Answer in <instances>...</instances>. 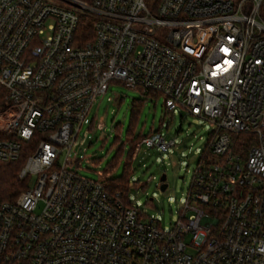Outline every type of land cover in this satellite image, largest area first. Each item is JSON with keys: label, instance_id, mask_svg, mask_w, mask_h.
I'll use <instances>...</instances> for the list:
<instances>
[{"label": "built area", "instance_id": "built-area-1", "mask_svg": "<svg viewBox=\"0 0 264 264\" xmlns=\"http://www.w3.org/2000/svg\"><path fill=\"white\" fill-rule=\"evenodd\" d=\"M111 83L213 126L172 229L69 158ZM0 86V264H264V0H0Z\"/></svg>", "mask_w": 264, "mask_h": 264}, {"label": "rangeland", "instance_id": "rangeland-1", "mask_svg": "<svg viewBox=\"0 0 264 264\" xmlns=\"http://www.w3.org/2000/svg\"><path fill=\"white\" fill-rule=\"evenodd\" d=\"M134 100H142V107L136 121L132 122ZM212 130L210 123L179 109L167 113L161 96L155 100L140 90L111 83L107 94L94 103L88 123L81 129V136L88 134V140H79L69 158L78 161L74 168L82 176L98 182H104L101 172L115 157L119 163L115 176L123 175L127 163L130 202L147 216L156 218L163 229L169 230L179 220L198 160ZM154 132L160 133L167 143L173 142L174 146L168 152L145 145L137 150L141 141L138 137ZM162 174L167 176L166 191L160 189Z\"/></svg>", "mask_w": 264, "mask_h": 264}, {"label": "trees", "instance_id": "trees-1", "mask_svg": "<svg viewBox=\"0 0 264 264\" xmlns=\"http://www.w3.org/2000/svg\"><path fill=\"white\" fill-rule=\"evenodd\" d=\"M87 1V0H86ZM80 30L84 33V36H90L92 34L91 19L85 15H80ZM87 36H86V34ZM148 98L157 100L160 95L149 93L146 95ZM7 107L6 92L0 86V112L4 111ZM142 107V100H134L132 102V122L137 118L140 108ZM3 135L0 132V138ZM145 136H139L140 141ZM28 156L27 151L23 152L21 157L13 162L0 161V200L6 202H13L19 196V194L28 187V179L20 177V172L25 164ZM96 162V160H94ZM117 157L114 158L107 166V169L102 171L104 176V185L106 189L111 193L122 192L126 197L129 190V176H128V164L126 163L124 173L120 176H115V171L118 167Z\"/></svg>", "mask_w": 264, "mask_h": 264}, {"label": "water", "instance_id": "water-1", "mask_svg": "<svg viewBox=\"0 0 264 264\" xmlns=\"http://www.w3.org/2000/svg\"><path fill=\"white\" fill-rule=\"evenodd\" d=\"M160 182H161V185H160V189L161 191H166L167 188H168V184H167V176L166 174H162L161 177H160Z\"/></svg>", "mask_w": 264, "mask_h": 264}]
</instances>
